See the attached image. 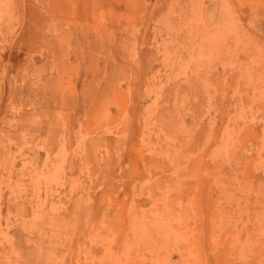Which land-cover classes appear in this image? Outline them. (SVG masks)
Instances as JSON below:
<instances>
[{"label":"rangeland","instance_id":"rangeland-1","mask_svg":"<svg viewBox=\"0 0 264 264\" xmlns=\"http://www.w3.org/2000/svg\"><path fill=\"white\" fill-rule=\"evenodd\" d=\"M0 264H264V0H0Z\"/></svg>","mask_w":264,"mask_h":264}]
</instances>
